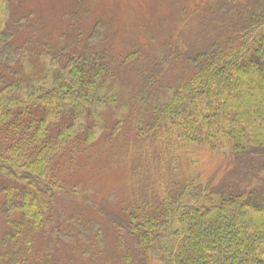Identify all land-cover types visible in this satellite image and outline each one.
<instances>
[{
    "label": "trees",
    "instance_id": "obj_1",
    "mask_svg": "<svg viewBox=\"0 0 264 264\" xmlns=\"http://www.w3.org/2000/svg\"><path fill=\"white\" fill-rule=\"evenodd\" d=\"M78 1L37 32L29 0H0V264H109L96 214L116 264H264V0H175L178 35L121 37L120 50ZM131 143L143 159L207 152L253 172L140 202ZM110 168L125 191L115 209L89 178Z\"/></svg>",
    "mask_w": 264,
    "mask_h": 264
},
{
    "label": "rangeland",
    "instance_id": "obj_2",
    "mask_svg": "<svg viewBox=\"0 0 264 264\" xmlns=\"http://www.w3.org/2000/svg\"><path fill=\"white\" fill-rule=\"evenodd\" d=\"M91 3V14L84 16L82 22L86 26L101 23L105 26L107 35H117L115 47L120 50L121 44L128 39L138 42L144 40L146 35H168L165 28L175 29L178 35L184 27L185 18L179 22L180 14L174 4L175 0H89ZM202 3L204 0H182L183 4L189 2ZM238 1V0H235ZM36 9V19H33L37 32L40 30L41 21L52 20V14H57L59 20L61 14L70 13L78 10V0H29ZM77 12V11H76ZM57 20V21H58ZM127 37V38H126ZM130 38V39H129ZM148 40V39H147ZM179 68V67H178ZM130 149L131 157L126 158L130 164L135 165V181L130 186L131 197L137 201L142 199L154 200V194L159 187L174 186L181 184L184 179L195 181L196 183H212L220 187H228L248 177L250 169L254 165L248 159L238 158L229 159L228 156H212L207 152L192 156V162L180 158L178 161L167 160H148L138 157L137 150L133 151L134 144L126 146ZM115 153V150L111 152ZM123 157V156H122ZM121 157V158H122ZM133 166V165H132ZM92 169V168H91ZM92 173V172H89ZM90 176V175H88ZM97 186H102L105 191L110 190L109 203L113 209L117 207L119 200L123 199L124 189L121 183V172L116 168L104 169L100 174L93 171L89 177ZM140 181V183H137ZM146 197V198H145ZM96 226L105 229L107 245L108 263L116 264V257L110 250H116L117 238L114 228L109 222L105 221L96 214ZM4 230V221L0 214V236ZM115 237V239H114ZM42 242V241H40ZM94 254L93 248L90 254ZM157 254V253H155ZM92 264L89 260L81 261L80 264ZM120 264V263H118Z\"/></svg>",
    "mask_w": 264,
    "mask_h": 264
}]
</instances>
